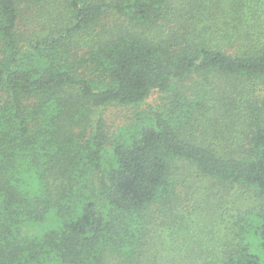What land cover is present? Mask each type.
<instances>
[{
	"label": "trees",
	"instance_id": "16d2710c",
	"mask_svg": "<svg viewBox=\"0 0 264 264\" xmlns=\"http://www.w3.org/2000/svg\"><path fill=\"white\" fill-rule=\"evenodd\" d=\"M176 2L0 0V264H264V0Z\"/></svg>",
	"mask_w": 264,
	"mask_h": 264
},
{
	"label": "rangeland",
	"instance_id": "374dc122",
	"mask_svg": "<svg viewBox=\"0 0 264 264\" xmlns=\"http://www.w3.org/2000/svg\"><path fill=\"white\" fill-rule=\"evenodd\" d=\"M185 0H177L176 4L179 5L181 2H183ZM215 1V0H214ZM202 9V8H201ZM243 11H247L246 9H243ZM200 21H199V26H202L205 21H206V17L203 16L202 14H200ZM215 18L214 19H211V23L213 26H215L216 28H221V29H225L228 25V20H227V17L225 15L223 16H219L216 14V16H214ZM233 23H238V20H234ZM157 98H158V94L156 92L152 93V95L150 96V98L146 101L145 104L142 105L143 109H147L149 108V105H153V103H156L157 101ZM100 112H103V113H106L107 115H110L114 112V110L111 109V107L107 108V109H100ZM209 210H211V208L209 207ZM196 218H194L193 220H196L198 219L197 221V225L202 226L205 228L206 231H209L210 229L208 227H206V223H207V220L206 218H199V215H195ZM205 223V224H204ZM206 235L208 236H212V234L210 233V235L206 232H202V238L205 237ZM208 238H204V240H207ZM255 235L254 234H251L249 236V240L250 242H252V248L253 249H256L257 247H259L260 245L257 243V241L255 240Z\"/></svg>",
	"mask_w": 264,
	"mask_h": 264
}]
</instances>
